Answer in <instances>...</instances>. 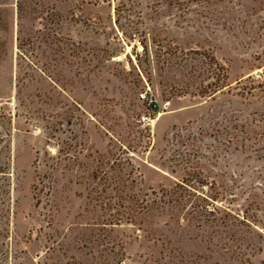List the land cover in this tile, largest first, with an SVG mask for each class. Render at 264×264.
<instances>
[{
  "label": "rangeland",
  "instance_id": "374dc122",
  "mask_svg": "<svg viewBox=\"0 0 264 264\" xmlns=\"http://www.w3.org/2000/svg\"><path fill=\"white\" fill-rule=\"evenodd\" d=\"M0 264H264V0H0Z\"/></svg>",
  "mask_w": 264,
  "mask_h": 264
},
{
  "label": "trees",
  "instance_id": "16d2710c",
  "mask_svg": "<svg viewBox=\"0 0 264 264\" xmlns=\"http://www.w3.org/2000/svg\"><path fill=\"white\" fill-rule=\"evenodd\" d=\"M116 191H118V192H119L120 190H117V189H116ZM119 194H120V193H118L117 195L119 196ZM115 220L119 221V219H118V218H115Z\"/></svg>",
  "mask_w": 264,
  "mask_h": 264
}]
</instances>
